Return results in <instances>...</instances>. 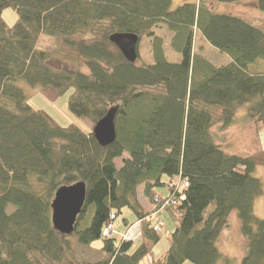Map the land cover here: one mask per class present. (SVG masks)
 <instances>
[{"label": "trees", "instance_id": "1", "mask_svg": "<svg viewBox=\"0 0 264 264\" xmlns=\"http://www.w3.org/2000/svg\"><path fill=\"white\" fill-rule=\"evenodd\" d=\"M217 1L239 0L176 8L174 0H0V264H71L75 243L98 239L109 257L88 264H139L162 238L154 216L161 208L174 228L169 248L148 264L231 262L217 241L233 210L247 240L242 264H264V218L254 213L264 151L229 154L214 140L215 127L233 124L245 104L264 128V27L215 12ZM257 7L264 11V0ZM7 8L19 17L13 27L2 18ZM158 24L173 33L179 61L166 58ZM115 32L154 37V63L129 62L109 39ZM199 33L231 60L216 65L195 53ZM21 81L57 94L72 89L68 108L93 126L117 107L116 139L102 146L93 131L57 125L29 104ZM79 181L86 202L74 232L62 234L51 204L60 187ZM141 185L152 211L142 209ZM164 187L166 194L157 190ZM124 207L142 221L146 242L137 247L103 235Z\"/></svg>", "mask_w": 264, "mask_h": 264}, {"label": "rangeland", "instance_id": "2", "mask_svg": "<svg viewBox=\"0 0 264 264\" xmlns=\"http://www.w3.org/2000/svg\"><path fill=\"white\" fill-rule=\"evenodd\" d=\"M188 1L193 0H174L173 8H176L178 5ZM213 10L221 13H234L244 17L256 26L264 27V11H261L257 7V0H239L236 2L217 1L214 2ZM2 18L9 27H13L19 19L17 12L13 8L5 9L3 11ZM155 30L157 32L156 35L162 37V48L165 51L166 58L173 62L179 61L181 59V53L173 48L171 42L173 33L165 24H158ZM42 37L48 36L43 35ZM50 43L51 41L46 38L39 43L40 47H38L43 48ZM52 47L53 41L50 47L44 49ZM154 50V37L141 38L138 45L139 57L136 63L140 66L153 64ZM195 53L200 54L216 65H224L231 60V57L227 53H224L209 44V42L200 36V33L197 34L196 37ZM53 61H55L53 63L54 65H58V61H56V59ZM261 61L259 69L264 70V60ZM85 71L88 72V69H85ZM20 84L27 94V101L29 104L35 109L41 110L57 125L68 126L70 124H76L85 131H93L94 126L88 117L76 116L68 108V99L72 89H69V91L63 94H57L51 89H38L36 87H31L25 81H21ZM28 86L30 87V90L27 89ZM249 105L250 104H245L239 109L234 123L229 127L227 126L226 129L223 130L221 124L215 127V137L213 136L214 140L221 144L223 149L229 154L249 156L253 153L264 151V128L259 131L255 120L248 117ZM124 157H128V155L125 154ZM122 162V159H117V167H121ZM254 175L264 181V166H258ZM157 190L163 192L164 194L168 193V188L166 187L163 189L157 188ZM138 199L144 211L153 210L154 205L144 196L142 185L138 187ZM161 210L154 211V216L155 224L157 223L162 227L160 230L162 238L156 243L149 242V251L140 260L139 264H148L152 260H156L169 248V239L167 234L170 232V229L174 227L168 220L167 212H165L162 208ZM254 213L256 216L264 218V195H260L255 199ZM137 216L138 214L130 207H124L122 213L116 216L113 224L117 231V233L114 234V236L118 237L117 240L124 238L123 236L126 231H128L135 223L141 222L140 230L133 232L131 237L135 242L134 247L146 242L142 236V221L136 220ZM124 218L127 219L126 223L123 222ZM129 223L133 224L126 227L125 225H129ZM217 245L224 256H228L232 259L229 263H225L224 260H221L217 264H242L247 250V240L242 233L241 219L237 210H233L229 214L228 225L220 234ZM103 246L104 239L95 240L88 245H79L75 243L73 257L71 256V259H74V261H72L71 264H88L90 262L107 259L109 255L105 252ZM182 264L196 263L191 260H185Z\"/></svg>", "mask_w": 264, "mask_h": 264}, {"label": "water", "instance_id": "3", "mask_svg": "<svg viewBox=\"0 0 264 264\" xmlns=\"http://www.w3.org/2000/svg\"><path fill=\"white\" fill-rule=\"evenodd\" d=\"M109 39L129 62L136 63L139 57V35L130 32H115L110 35ZM117 113V107L111 108L93 128L95 138L102 146L110 145L116 139ZM86 196L87 186L83 181L63 185L56 191L51 204L52 223L56 230L66 235L74 232L75 224L85 205Z\"/></svg>", "mask_w": 264, "mask_h": 264}, {"label": "crops", "instance_id": "4", "mask_svg": "<svg viewBox=\"0 0 264 264\" xmlns=\"http://www.w3.org/2000/svg\"><path fill=\"white\" fill-rule=\"evenodd\" d=\"M141 222H137L135 223L128 231H126V233L124 234V238L126 240H132L134 241V239L131 237V234L135 231H139L140 230V227H141ZM121 226V225H120Z\"/></svg>", "mask_w": 264, "mask_h": 264}, {"label": "built area", "instance_id": "5", "mask_svg": "<svg viewBox=\"0 0 264 264\" xmlns=\"http://www.w3.org/2000/svg\"><path fill=\"white\" fill-rule=\"evenodd\" d=\"M116 233H117V231H116V228L114 227L113 222L108 223V225L103 230V235L108 236V237H113L114 234H116Z\"/></svg>", "mask_w": 264, "mask_h": 264}]
</instances>
